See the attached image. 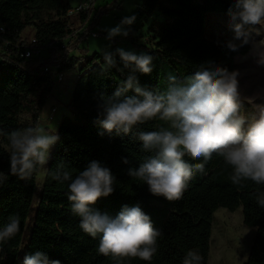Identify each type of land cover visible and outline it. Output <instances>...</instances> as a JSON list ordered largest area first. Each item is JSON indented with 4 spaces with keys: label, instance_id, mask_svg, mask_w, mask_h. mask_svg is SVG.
<instances>
[{
    "label": "trees",
    "instance_id": "1",
    "mask_svg": "<svg viewBox=\"0 0 264 264\" xmlns=\"http://www.w3.org/2000/svg\"><path fill=\"white\" fill-rule=\"evenodd\" d=\"M231 2L144 0L132 15L135 21L130 26L131 34L126 37L135 49L144 48L154 56L152 73H137L141 86L163 91L167 88L169 74L191 75L207 60H214L233 71L236 56L248 53L250 45L230 51L225 46L230 39H209L206 35L207 13L228 12ZM73 7L70 0H0V22L6 26L5 36L14 43L7 51L0 50V128L6 132L39 123L42 108L58 84V73L46 68L61 65V72L69 68L66 57L70 50L92 29V10L68 15ZM157 14L163 19L158 28L152 22ZM148 23L147 34L152 35L153 48L137 41ZM77 24L79 27L74 29ZM29 26L35 27L34 37L40 46L52 41L67 43L65 55L59 59L52 54L46 58H21L18 53L21 48L15 47V43ZM78 29H83V33L76 32ZM93 59L97 61L95 64ZM93 59L73 88L67 106L74 118L64 117L60 122L57 132L60 139L52 149L37 204L34 195L40 168L27 180L12 175L9 172L10 146L7 137L0 136V172L8 175L0 186V226L6 224L10 216L18 215L21 220L20 232L2 245L3 253L0 254L5 255L2 264H23L24 257L36 251L46 252L50 259H58L61 264H183L190 249L199 251L201 264H208L213 216L220 207L232 212L242 207L244 223L256 228L244 264H264V208L258 206L254 196L257 189L264 186L250 180L233 184L231 166L214 153L205 165L206 174L196 172L181 198L168 200L150 193L147 184L128 175L130 167H138L149 155L141 147L137 130L129 134L115 131L109 134L100 124L103 118L98 109L101 94L114 93L131 70H120L123 64L118 56L119 67L107 70L103 56L95 54ZM160 127H167L166 122L154 119L139 125L138 130L152 131ZM124 158L128 163H124ZM185 159L193 163L203 160L190 156ZM93 160L109 167L116 181L115 191L98 198L92 207L114 216L124 205L139 204L150 216L153 226L161 230L157 239L158 251L151 261L139 257L104 256L98 252L99 236L92 238L80 228V218L71 212L67 197L68 182L61 183L53 179V175L58 168H65L75 177ZM28 229L30 237L23 260L19 262Z\"/></svg>",
    "mask_w": 264,
    "mask_h": 264
},
{
    "label": "clouds",
    "instance_id": "2",
    "mask_svg": "<svg viewBox=\"0 0 264 264\" xmlns=\"http://www.w3.org/2000/svg\"><path fill=\"white\" fill-rule=\"evenodd\" d=\"M228 13L233 37L225 46L238 51L251 44L250 54L264 64V38L253 40L252 32L246 28L248 25L264 28V0H232ZM134 21V16L122 18L104 30L105 39L128 37ZM256 32L259 35L260 29ZM116 56L123 64L120 70L131 71L114 93L101 94L98 109L104 131L129 134L136 129L142 149L149 153L138 167L128 169L129 176L147 184L153 195L179 199L196 172L206 174L205 165L215 153L231 166L233 184L250 180L264 186V105H259L251 116L242 112L244 101L238 71L207 60L191 75L169 74L167 88L159 91L141 86L137 76L138 72L152 73L155 65L151 53L124 47H117L115 52L104 51L105 70L119 67ZM154 119L166 122L167 127L138 130L139 125ZM0 136H6L10 146L9 172L21 180L30 179L38 168L45 167L51 148L60 139L56 131L51 132L39 123L11 132L0 128ZM186 156L203 160L193 163ZM124 163H128L127 158ZM7 179L8 175L0 172V186ZM53 179L68 182L71 212L80 218L79 226L85 233L92 238L99 236L100 254L152 260L158 251L161 230L153 226L139 204L124 205L114 216L92 207L98 198L115 191L116 177L109 167L93 160L75 177L69 170L58 168ZM254 196L258 206L264 208V188H258ZM20 230L18 215L10 216L0 226V253L2 245ZM4 259L5 255L0 254V264ZM201 262L202 256L196 249L188 250L183 259V264ZM23 264H61V261L50 259L44 251H36L26 255Z\"/></svg>",
    "mask_w": 264,
    "mask_h": 264
},
{
    "label": "rangeland",
    "instance_id": "3",
    "mask_svg": "<svg viewBox=\"0 0 264 264\" xmlns=\"http://www.w3.org/2000/svg\"><path fill=\"white\" fill-rule=\"evenodd\" d=\"M81 0H70L73 6L77 5ZM144 0H96L95 6L92 8L90 22H93L92 29L82 39V41L70 50L71 59L68 61L70 67L63 70V79L60 84H56L53 95L49 97L42 108L39 118V124L44 126L51 132H58L60 122L64 117L74 118L72 111L68 108V102L72 94L76 81L83 77L85 70L89 68V61L93 59L95 54L103 56L104 51L114 52L117 47L132 49L137 52L145 51L144 48H134L132 43L118 36L113 41L105 39L106 28H110L118 24L122 18L131 17ZM95 20V21H94ZM154 25L158 28L163 22L160 15L153 18ZM148 23L140 32L142 34L137 41H142L153 48L152 35L147 34ZM79 27L77 24L75 28ZM252 32V39L259 41L264 38V28L259 25L246 26ZM256 29H260L257 35ZM35 27H27L23 33V38L28 41L35 33ZM102 30L103 35L93 36L91 33ZM76 32H83L78 29ZM77 33L76 36L79 37ZM206 35L209 39L228 38L232 39L233 31L229 27L228 12H208L206 17ZM238 42V41H237ZM251 47V44H249ZM44 55L48 52L45 50ZM49 55V54H48ZM235 71L239 72V91L243 98L244 104L242 112L246 116H251L259 105H264V64L258 63L257 57L250 54H239L235 59ZM97 61L93 59V64ZM56 106L54 118L50 119L51 109ZM54 147V146H53ZM50 150L49 159L45 167L40 168L37 173L38 189L34 195V203L37 204L41 195L42 186L45 182L48 165L51 160ZM256 228L247 226L244 223L242 207L235 211L220 207L213 216L212 236L210 239V253L208 264H244L249 256ZM30 237L28 229L24 235L21 245V254L19 262L23 260L25 247Z\"/></svg>",
    "mask_w": 264,
    "mask_h": 264
},
{
    "label": "built area",
    "instance_id": "4",
    "mask_svg": "<svg viewBox=\"0 0 264 264\" xmlns=\"http://www.w3.org/2000/svg\"><path fill=\"white\" fill-rule=\"evenodd\" d=\"M96 0H82L77 5H75L72 9L68 11V15H71L75 11H85V10H92V8L95 6ZM7 32L6 26L0 22V50L5 52L9 49L11 45H14L13 41L6 37L5 34ZM83 33V32H81ZM93 36H100L103 35L104 32L102 30L92 32ZM15 47H17L19 50V55L21 58L24 59H33V58H43V57H49L50 54H52L56 59H59L65 55V49L68 48V44L63 43H57L56 41H52L48 43L45 46H40L36 43V39L34 35L26 41L22 34L21 38L17 40L15 43ZM47 50L48 54L47 56L44 55V51ZM61 65H53L50 67H47L46 70H53L54 72L58 73L56 75V82L60 83L63 79V72L60 71ZM57 108L53 107L51 109V114L49 115L50 119H53L54 113L56 112Z\"/></svg>",
    "mask_w": 264,
    "mask_h": 264
},
{
    "label": "crops",
    "instance_id": "5",
    "mask_svg": "<svg viewBox=\"0 0 264 264\" xmlns=\"http://www.w3.org/2000/svg\"><path fill=\"white\" fill-rule=\"evenodd\" d=\"M81 1H82V0H81ZM81 1H80V2H81ZM78 3H79V2H78ZM138 43H139V44H144V45L146 44V43H144V42H142V41H138ZM80 44H81V43H80ZM71 56H72V55H71V52H70V54L68 55V60L71 59ZM66 62L68 63V61H66ZM58 84H60V83H58ZM53 107H56V106H53ZM53 107H52V108H53ZM53 118H54V116H53Z\"/></svg>",
    "mask_w": 264,
    "mask_h": 264
}]
</instances>
